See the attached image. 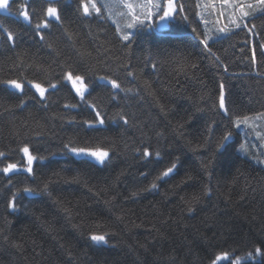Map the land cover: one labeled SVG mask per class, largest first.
<instances>
[{
    "label": "trees",
    "instance_id": "1",
    "mask_svg": "<svg viewBox=\"0 0 264 264\" xmlns=\"http://www.w3.org/2000/svg\"><path fill=\"white\" fill-rule=\"evenodd\" d=\"M21 3L36 13L31 24L16 14ZM47 3L16 0L11 15L0 11V26L17 36L14 44L0 37V80L25 84L24 93L0 85V152L6 154L0 168L21 166L0 173V264H210L222 251L235 258L264 247V165L241 152L243 134L230 120L255 117L264 130V118H257L264 113V11L244 19L237 12V28L223 0H176L179 14L168 26L157 16L151 27L127 29L120 0L112 6L97 0L107 9L89 17L77 10L78 0H56L61 22L43 29L42 41L34 25ZM119 23L130 41L120 39ZM244 23L256 27L249 32ZM205 34L211 52L200 43ZM69 70L85 75L86 99L105 117L103 125L83 124L95 114L62 79ZM105 75L131 91L95 79ZM29 80L57 88L41 100ZM221 84L228 114L219 109ZM225 131L235 137L217 152ZM256 140L251 135L246 144L264 152L262 137ZM69 141L100 144L109 158L100 164L65 154ZM25 144L38 157L31 175L19 151ZM13 194L16 211L7 207ZM93 232L106 234L107 243L90 241ZM241 264H264V258Z\"/></svg>",
    "mask_w": 264,
    "mask_h": 264
},
{
    "label": "snow or ice",
    "instance_id": "2",
    "mask_svg": "<svg viewBox=\"0 0 264 264\" xmlns=\"http://www.w3.org/2000/svg\"><path fill=\"white\" fill-rule=\"evenodd\" d=\"M16 3V0H0V11L8 12L9 15L12 14L13 5ZM56 0H48L47 7L41 8L40 10V19L34 25L35 34L39 37L40 40H44L45 36L42 34L43 29H48L52 21L57 23L61 22V10L54 6ZM223 3H234L236 7V11L239 13V17L241 19L247 18L253 11L256 10V7L259 6L262 11H264V0H255V4L252 3H244L243 0H223ZM120 4L123 8L127 9L126 13H121L122 16H127L128 22L126 24L127 29H133L138 26H149L152 25L148 22L152 21L154 17L159 18V21H169L175 18L178 15L177 6L175 0H162V2H158V0H143V3L139 5V11H137V7L134 6L129 0H120ZM107 5H99L97 0H78L77 3V10L82 12L83 16L89 17L93 14L101 15L102 8H106ZM180 11H183V6L180 7ZM16 14L21 17L25 22L31 24L33 16L36 13L33 11L30 13L29 6L26 4L21 3L16 11ZM187 19V17H184ZM237 28L241 27V23L237 20L231 21ZM243 27L248 28L249 32H252L255 29L256 25L253 24L251 28H249L247 23L243 24ZM117 32L120 33V39L122 41H130L132 39V35L130 32L121 31L119 26L117 27ZM227 29L221 28L219 31L224 32ZM193 31L195 32L196 29L194 28ZM199 36V34H198ZM0 37H3L6 42L15 43L17 36L13 33L12 30L9 28H5L0 26ZM209 39L206 34L204 38L200 40V43L211 52V48L209 47ZM264 47V45H261ZM78 55L83 59L85 53H78ZM253 62H255V53L253 52L252 56ZM87 72L93 73V69L88 68ZM128 75H132L131 72ZM62 79L66 82H70L72 90H74L75 95L79 97L80 101L84 102L89 108L92 109L94 112V119L92 120H84L83 124L86 125L88 128H95L97 124L103 125L105 123V117L101 114L98 110L95 103H88L86 99V93L90 94L89 91V84L85 82V75L81 74H73V71L69 70L63 73ZM95 79L102 80L105 82L107 86H110L111 90L117 91H131V89L122 88L121 83L118 82L117 79L113 78L112 76H96ZM28 85L31 86L32 89L35 90V93L39 95L41 100L45 99V94L49 91V89H56L57 83H49L48 87H44L41 83H37L33 80L27 81ZM0 85H3L7 89H11L14 92L24 93L25 84L18 78H9L0 80ZM112 99H115V94L112 95ZM23 100L21 101V106H23ZM65 107H76V105H65ZM219 109L223 110L225 114L229 113V109L226 107L225 102V93H224V85H220V95H219ZM123 124H128V118L123 112H117L116 117ZM257 118H264V113L258 114ZM254 119V117H249L248 115H237L235 119L230 117L231 123L234 124L236 128H239L241 125H248L249 121ZM259 136L260 134L257 133ZM232 136L231 131H225L221 138L217 141L216 144V151L220 152L226 147L227 142L230 140ZM65 154L71 153L74 156H84L95 161L99 162L100 164H104L106 160L109 158L110 152L109 148L103 147L100 144H91L89 142H85L83 146H77L72 141L69 143L64 144ZM243 147V146H242ZM243 150H247L244 148ZM20 152L23 153V157L26 161V167H23V171L27 172L28 174L33 173V165L34 162L38 159L37 156H34L30 151L27 144H25L22 148L19 149ZM137 151H140L137 149ZM4 152H0V157H5ZM152 155L148 147H144L142 150V156L148 158ZM159 152L156 153L157 158H159ZM211 161L208 162L206 168L211 166ZM176 164L173 163L171 167H168L161 175L163 177H167L170 173L174 171ZM21 170V166L18 163H7L6 166L0 168V173L5 175L9 173H14ZM159 178V177H158ZM153 189L157 187L155 183L151 186ZM48 185L45 184L44 191H47ZM35 191V189L25 187L23 192L30 193ZM206 193L210 192L211 189H206ZM7 207L12 211H16L17 204H16V195L13 194L11 200H9ZM192 209L189 208V211ZM90 241L95 242L96 244L107 243V236L106 234H96L95 232L91 233L89 236ZM256 257L264 258V247L262 246H254L251 251H248L245 257L236 256L232 258V253L229 251H222L220 253L214 254V258L210 260V264H221V262L228 261V264H241L242 259L244 260H255Z\"/></svg>",
    "mask_w": 264,
    "mask_h": 264
},
{
    "label": "rangeland",
    "instance_id": "3",
    "mask_svg": "<svg viewBox=\"0 0 264 264\" xmlns=\"http://www.w3.org/2000/svg\"><path fill=\"white\" fill-rule=\"evenodd\" d=\"M102 1H104L109 6L115 5V3H117V0H102ZM137 1L138 0H129V2L132 4L136 3ZM141 1L143 3V0H141ZM158 2H162V0H158ZM243 2L244 3L251 2L252 4H255V0H243ZM221 5L224 8L225 12L228 14L230 22L234 19L235 20L238 19V16H237L238 14H237L236 7H235L234 3H228V4L222 3ZM106 9H107V7H106ZM137 9H139V7ZM257 10H260L259 6L256 7L255 11H257ZM234 12H236V15ZM110 14L112 15V13H110ZM111 15H110V17L114 19V17H112ZM169 21H164V22L159 21L160 26L161 27H164L166 25L168 26ZM119 26H120L119 28H122L123 23H119ZM251 120H253V119H251ZM251 120L249 121L248 125H241L239 127V130L237 129L238 131H240L243 134V144L241 145V152L246 154L247 156H249L255 162H259V163H262L264 165V152L261 149H259V150L254 149L255 152H253V151H251L250 146L246 144V143H249V139L252 135V140L255 139V141H257L256 138L262 137L263 141L261 142V145H264V138H263L264 137V130L261 131V129H262L261 122L259 123V120L258 121H254V120L251 121ZM257 133H259L260 135L258 136ZM234 137L235 136L232 135L231 140L234 139ZM244 148H246L247 150L246 151L243 150ZM263 150H264V146H263Z\"/></svg>",
    "mask_w": 264,
    "mask_h": 264
}]
</instances>
